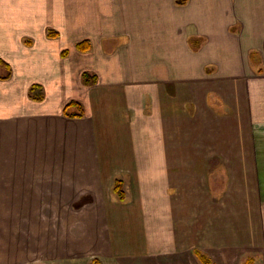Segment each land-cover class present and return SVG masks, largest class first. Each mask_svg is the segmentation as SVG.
Segmentation results:
<instances>
[{"label": "crops", "instance_id": "obj_1", "mask_svg": "<svg viewBox=\"0 0 264 264\" xmlns=\"http://www.w3.org/2000/svg\"><path fill=\"white\" fill-rule=\"evenodd\" d=\"M179 1L0 0V264L264 250V0Z\"/></svg>", "mask_w": 264, "mask_h": 264}, {"label": "trees", "instance_id": "obj_2", "mask_svg": "<svg viewBox=\"0 0 264 264\" xmlns=\"http://www.w3.org/2000/svg\"><path fill=\"white\" fill-rule=\"evenodd\" d=\"M176 3H180L181 4V2L179 0H176ZM54 36L55 35L52 32L48 33V37H54ZM76 48H77L78 51L86 52V51H88L90 49V44H89L88 41H84V42L78 43L76 45ZM82 79H83L84 84H91V83H93L95 81V77L94 76H90L89 74H83L82 75ZM35 88L36 87H32L31 88L30 97L33 100L41 101L42 100V96L39 97V96L35 95ZM73 108H76L77 111L70 112V109H73ZM63 113L67 117L81 118L83 116V109H82V106L79 103L70 102L64 107ZM113 192H114V194L116 195V197L120 201H122L124 199V192L122 190V182L120 180H116L114 182V184H113ZM194 253H195L196 256H198L201 259L202 264H207L206 257L204 256L203 253H201L199 251H195ZM90 264H99V262L97 260H92Z\"/></svg>", "mask_w": 264, "mask_h": 264}, {"label": "rangeland", "instance_id": "obj_3", "mask_svg": "<svg viewBox=\"0 0 264 264\" xmlns=\"http://www.w3.org/2000/svg\"><path fill=\"white\" fill-rule=\"evenodd\" d=\"M204 254V253H203ZM207 264H264V250H253L248 252H239L234 255H223L218 257L221 262L215 260L212 256L204 254ZM183 264H202L201 259L193 252L189 256V261L186 257L183 258Z\"/></svg>", "mask_w": 264, "mask_h": 264}]
</instances>
